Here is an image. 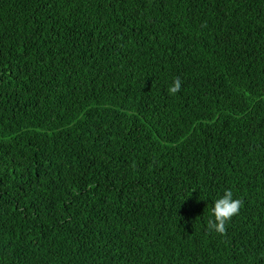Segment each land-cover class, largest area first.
Wrapping results in <instances>:
<instances>
[{"label":"trees","instance_id":"trees-1","mask_svg":"<svg viewBox=\"0 0 264 264\" xmlns=\"http://www.w3.org/2000/svg\"><path fill=\"white\" fill-rule=\"evenodd\" d=\"M0 264H264V0H0Z\"/></svg>","mask_w":264,"mask_h":264},{"label":"clouds","instance_id":"clouds-1","mask_svg":"<svg viewBox=\"0 0 264 264\" xmlns=\"http://www.w3.org/2000/svg\"><path fill=\"white\" fill-rule=\"evenodd\" d=\"M181 89V81L176 78L168 91L170 94H176ZM242 206V201L239 198H234L231 189H225L223 194L214 201L212 214L214 219L210 220V227L223 234L226 231L227 222L238 212Z\"/></svg>","mask_w":264,"mask_h":264}]
</instances>
